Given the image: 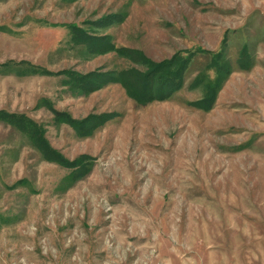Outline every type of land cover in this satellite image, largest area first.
Instances as JSON below:
<instances>
[{"label": "rangeland", "instance_id": "rangeland-1", "mask_svg": "<svg viewBox=\"0 0 264 264\" xmlns=\"http://www.w3.org/2000/svg\"><path fill=\"white\" fill-rule=\"evenodd\" d=\"M177 52L180 84L137 99ZM0 109L86 160L74 176L0 120V264H264V0H0ZM56 112L109 119L81 135Z\"/></svg>", "mask_w": 264, "mask_h": 264}, {"label": "trees", "instance_id": "trees-1", "mask_svg": "<svg viewBox=\"0 0 264 264\" xmlns=\"http://www.w3.org/2000/svg\"><path fill=\"white\" fill-rule=\"evenodd\" d=\"M73 32L74 41L93 45L91 48L93 49V47H96L97 51L99 50L106 53L115 48L113 45L110 46L108 42L105 41V37H90L85 31H80L76 25H73ZM190 61L191 56L184 55L182 52H177L170 59L161 62L149 61L148 64L154 65L144 74H140L138 80L135 81L133 86L136 97H138L137 99L149 101L155 96L162 97L163 93H166L170 88L178 86L182 79L183 71ZM28 67L29 69L26 70L28 73H51L48 69L34 66L33 64H29ZM61 73H66L68 75V84L71 85V88L74 89V91H90L98 87L104 79L102 74H99L96 71L81 74L73 70H63ZM132 91L133 90H131V93L134 95V92ZM56 116L59 121H66L72 125L77 133L81 135L90 134L96 127L105 124L109 119L105 115H89L88 117L79 120L67 117V114L63 112H56ZM0 120L13 125L24 133L43 154L44 158L67 168H72L74 176L86 173L85 156H80L73 161L64 157L50 144L46 137L44 127L27 114L0 109Z\"/></svg>", "mask_w": 264, "mask_h": 264}]
</instances>
